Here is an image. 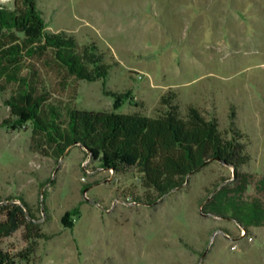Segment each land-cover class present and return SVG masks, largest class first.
I'll use <instances>...</instances> for the list:
<instances>
[{
  "label": "rangeland",
  "instance_id": "1",
  "mask_svg": "<svg viewBox=\"0 0 264 264\" xmlns=\"http://www.w3.org/2000/svg\"><path fill=\"white\" fill-rule=\"evenodd\" d=\"M46 32L65 31L80 45L94 43L111 64L107 78L65 88L44 71L53 101L76 109L157 115L169 90L184 111L197 107L220 130L243 135L250 156L242 168L244 199L264 194V0H37ZM15 0H0L13 9ZM0 93V222L17 207L30 210L48 238L28 264H264V225L237 248L241 226L215 208L231 191L234 169L218 161L190 176L155 204L144 199L140 175L111 165L83 147L60 158L30 150L29 121L10 118ZM24 202L28 205L26 208ZM24 228L2 239L16 253Z\"/></svg>",
  "mask_w": 264,
  "mask_h": 264
},
{
  "label": "trees",
  "instance_id": "2",
  "mask_svg": "<svg viewBox=\"0 0 264 264\" xmlns=\"http://www.w3.org/2000/svg\"><path fill=\"white\" fill-rule=\"evenodd\" d=\"M45 29L37 0H15L12 10L0 6V93L12 92L5 101L10 118L3 123L29 121L31 151L60 158L79 145L111 165L130 164L140 175L144 199L150 205L182 188L190 176L218 159L234 169L236 185L230 192L217 194L215 208L224 215L230 212L245 229L264 225L263 203L243 198L249 179L242 168L250 156L243 135L235 128L234 114L230 117L233 134L228 137L215 117H206L193 105L183 111L171 90L161 96L157 115L152 117L55 102L44 71L65 88L72 81L103 80L112 66L96 44L80 45L65 31ZM257 188L264 194V178ZM37 222L23 207L0 222V264L31 262L39 242L48 238ZM21 227L25 248L16 253L5 250L2 239Z\"/></svg>",
  "mask_w": 264,
  "mask_h": 264
},
{
  "label": "built area",
  "instance_id": "3",
  "mask_svg": "<svg viewBox=\"0 0 264 264\" xmlns=\"http://www.w3.org/2000/svg\"><path fill=\"white\" fill-rule=\"evenodd\" d=\"M240 228V232H239V238L238 239H234L232 238L229 234L224 233L223 231H217L214 234V237L218 234H222L224 236L225 239H227L229 242L232 243V249L235 250L237 248V244L239 242V240L245 238L247 239V241L251 242L253 240L252 236L249 235V233L247 232V229H245L242 226H239Z\"/></svg>",
  "mask_w": 264,
  "mask_h": 264
},
{
  "label": "water",
  "instance_id": "4",
  "mask_svg": "<svg viewBox=\"0 0 264 264\" xmlns=\"http://www.w3.org/2000/svg\"><path fill=\"white\" fill-rule=\"evenodd\" d=\"M217 161L223 163L222 161H220V160H218V159H217ZM223 164H226V163H223ZM226 165H227V164H226Z\"/></svg>",
  "mask_w": 264,
  "mask_h": 264
}]
</instances>
